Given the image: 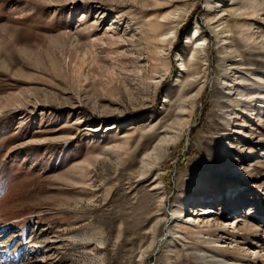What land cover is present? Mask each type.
<instances>
[{"label":"rangeland","instance_id":"obj_1","mask_svg":"<svg viewBox=\"0 0 264 264\" xmlns=\"http://www.w3.org/2000/svg\"><path fill=\"white\" fill-rule=\"evenodd\" d=\"M0 110V264L264 249V0H0Z\"/></svg>","mask_w":264,"mask_h":264},{"label":"bare ground","instance_id":"obj_2","mask_svg":"<svg viewBox=\"0 0 264 264\" xmlns=\"http://www.w3.org/2000/svg\"><path fill=\"white\" fill-rule=\"evenodd\" d=\"M162 41H165V39H163ZM198 47L204 45L202 42H198L196 44ZM4 110H0V115L1 113L3 112ZM149 158H151V155L149 156ZM146 168H150V165L147 164ZM149 170V169H148ZM173 217H175V214H173ZM209 224V222H208ZM237 225L235 226V224H233V229H237L239 228L241 232H246V233H250L249 235L252 234V236H254L256 233L260 232L259 231V228L258 226H256L255 224H253L252 222L248 221V220H244V221H240L238 223H236ZM226 224L223 225V228L221 229L222 232L221 233H224L225 235H229L230 233L228 232V229L226 228ZM212 227L210 225H208L206 227V229H204V231H202L200 229L199 233L198 234H202V233H205L207 235H212L213 231L211 229ZM221 227H216L215 230L218 231ZM216 233V232H215ZM223 248V247H222ZM232 250L234 251H239L240 252V255H239V259L241 260V264H261L262 262L264 263V261H262L264 259V256L261 255V252L264 251V249H261L260 252L255 251V258H248L246 256V253H245V249H243V247H241L239 244H236L235 246H232L231 247ZM261 248V247H260ZM254 257V256H253ZM208 263L207 264H236L235 262H232V263H223L221 261H217L215 259H211L210 261H207ZM239 264V263H237Z\"/></svg>","mask_w":264,"mask_h":264}]
</instances>
